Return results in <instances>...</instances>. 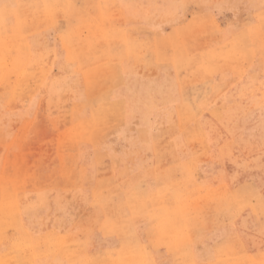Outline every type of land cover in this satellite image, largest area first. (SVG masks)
I'll return each mask as SVG.
<instances>
[{"label":"rangeland","instance_id":"374dc122","mask_svg":"<svg viewBox=\"0 0 264 264\" xmlns=\"http://www.w3.org/2000/svg\"><path fill=\"white\" fill-rule=\"evenodd\" d=\"M19 41L0 264H264L259 0H0Z\"/></svg>","mask_w":264,"mask_h":264},{"label":"bare ground","instance_id":"6f19581e","mask_svg":"<svg viewBox=\"0 0 264 264\" xmlns=\"http://www.w3.org/2000/svg\"><path fill=\"white\" fill-rule=\"evenodd\" d=\"M16 11H17V9H16ZM18 12V11H17ZM19 13V12H18ZM16 27V26H15ZM19 43H21L20 44V50L22 51V46L24 45V43L23 42H20L19 41ZM9 44V43H8ZM9 57V55L8 54H3L2 56H1V58H0V60L4 63V64H2L3 65V67H2V69L4 70V71H6V73H4V76L8 79V78H10V74L12 73V69H17V72H21V73H19V76H18V86H19V84H20V82H22V81H26V75H27V71H26V69H25V67H24V64H25V58L27 57V55L26 54H24V52L22 51V53H20V54H18V59L16 60H14V62H12V64H7V61H8V58ZM12 59V58H11ZM1 62V63H2ZM33 69V68H32ZM15 72V71H14ZM16 72V73H17ZM12 77V76H11ZM28 77V76H27ZM8 82V81H7ZM12 82V81H11ZM108 104V103H107ZM187 107V106H186ZM108 120H110V118L108 119ZM149 196V195H148ZM154 196V195H153ZM161 196H163V195H161ZM169 196V195H168ZM159 197V196H158ZM160 198V197H159ZM183 198V197H182ZM182 198H181V200H182ZM151 199V198H150ZM161 199V198H160ZM180 199V198H179ZM156 200V199H155ZM163 200H165V199H163ZM151 201V200H150ZM157 201V200H156ZM156 201H154V202H156ZM186 201V200H185ZM148 202V201H147ZM152 202V201H151ZM178 202H180L179 200H178ZM157 203V202H156ZM165 203H167V202H165ZM182 203V202H181ZM160 204V203H159ZM162 205V204H161ZM160 205V206H161ZM158 206V205H157ZM166 206V205H165ZM168 206V205H167ZM163 208V207H162ZM164 209V208H163ZM162 210V209H161ZM141 214V213H140ZM175 215V214H174ZM177 218V217H176ZM178 220V219H177ZM25 234V233H24ZM25 238V237H24ZM23 240V239H22ZM25 240V239H24ZM49 240V239H48ZM48 245V244H47ZM7 248V247H6ZM60 248V247H59ZM62 248H64L63 246H62ZM26 249V248H25ZM57 251H58V249H57ZM24 252V251H23ZM25 252H27V251H25ZM17 253V252H16ZM25 255V254H24ZM58 255V254H57ZM28 259V258H27ZM124 260V259H123ZM191 260H193V259H191ZM30 261V260H29ZM186 262H188V261H186ZM68 263V262H67ZM193 264V263H192Z\"/></svg>","mask_w":264,"mask_h":264},{"label":"snow or ice","instance_id":"6c2138e0","mask_svg":"<svg viewBox=\"0 0 264 264\" xmlns=\"http://www.w3.org/2000/svg\"><path fill=\"white\" fill-rule=\"evenodd\" d=\"M260 7L264 8V0H259Z\"/></svg>","mask_w":264,"mask_h":264}]
</instances>
